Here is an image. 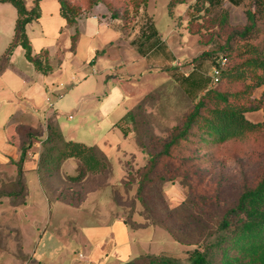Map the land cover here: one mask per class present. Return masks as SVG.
<instances>
[{"label":"rangeland","instance_id":"1","mask_svg":"<svg viewBox=\"0 0 264 264\" xmlns=\"http://www.w3.org/2000/svg\"><path fill=\"white\" fill-rule=\"evenodd\" d=\"M72 2L82 9L80 18L95 15L98 6L107 9L104 4H98L87 10L85 0ZM114 5L124 13L125 19L134 18L133 0H115ZM188 5L180 4L170 14L168 0H151L148 8L154 30L160 39L168 40L177 27L181 28ZM17 17V10L11 3H0V45L11 38ZM180 32L184 40L190 37L185 29ZM20 59L34 71L24 53ZM188 69L185 68L186 71ZM159 70L156 66L152 67L153 74L145 72L124 83L108 80L109 83L99 91L98 97L83 105L81 111H73L70 106L60 111L58 129L65 141L71 137L92 146L111 130L116 135L112 152L113 169L100 174L88 172L87 180L72 188V196L82 200V207L51 201L43 211L41 206L35 204L42 198L32 183L36 174L30 171L26 176L28 182L32 180L27 196L24 180L23 183L18 181L17 167L13 163L0 167L1 251L17 252L23 244V232L25 235H36L34 241H24L25 246L34 250L43 232L49 231L60 237L67 247L65 254L68 261L76 264H123L145 254H163L184 260L187 251L194 247L176 241L168 229L155 223L174 230L188 227L189 237H197L203 230V223H212L226 207L235 203L245 183L253 184L258 179L263 172L262 154L259 151L228 147L220 151L212 163L198 168L192 177L193 191L181 179H176L152 186L144 202L137 197L134 181L137 170L145 164L148 153L156 146V140L166 139L171 128L181 121L187 110L180 87L169 81L167 72ZM208 70L209 66L204 67L202 72L207 74ZM171 73L182 75L178 69ZM261 88L264 90V87ZM258 89L252 99L262 96L263 91L260 93ZM50 96L53 103L58 102L57 96ZM138 105L141 108H136ZM130 109L136 116V125L129 128L131 140L124 138L120 129L114 128V124L121 121ZM70 115L73 116L72 120H68ZM246 117L253 123L264 119L262 111L249 112ZM133 139L140 140L143 147L138 146ZM64 167L71 174H78L80 164L76 160H68ZM61 191L65 195L66 187L63 186ZM29 215H33L35 221L30 220ZM119 218L125 222L122 225L126 227V234L118 241L128 247L121 249L123 245L118 249L114 245L113 249L109 246L105 251V244L113 238L110 233L114 232ZM89 228L101 229L95 234V243H91L86 233ZM106 234L110 235L106 237ZM91 250L96 251L93 257H90ZM111 250L118 252L109 255ZM80 254L89 256L91 261L79 260Z\"/></svg>","mask_w":264,"mask_h":264},{"label":"trees","instance_id":"2","mask_svg":"<svg viewBox=\"0 0 264 264\" xmlns=\"http://www.w3.org/2000/svg\"><path fill=\"white\" fill-rule=\"evenodd\" d=\"M39 1L36 0L34 8L28 9L25 0H0V3H11L18 14L13 39L0 56V76L7 70L17 47L24 50L26 59L37 71L48 74L53 70L48 51L35 54L27 33L28 24L41 16ZM57 1L67 25L76 27L82 9L72 0ZM114 1L85 0V4L87 10L104 4L112 17L124 18V13L116 9ZM213 1L195 0L190 5L192 12L187 30L191 35L199 36L202 45H212L200 57L210 60L213 68L220 69L218 84L213 86L212 75L204 77L198 69L187 77L169 80L180 87L187 110L166 139L156 140L155 148L136 172L137 197L143 202L152 186L176 179H181L193 191L192 177L198 168L212 163L217 154L228 147L259 151L264 161V119L253 123L246 117L249 112L262 111L264 118V90L259 99H252L254 92L264 87V0H254L245 11L244 25H232L227 10L214 15ZM148 2L133 0V16H137ZM190 2L168 0L170 14L178 5ZM79 38L76 30L71 38L73 53ZM221 60H225L224 66L220 65ZM133 109L116 124L125 137L130 135L129 128L136 125ZM17 132L27 135V140L21 145L19 160L12 163L17 167L19 183L23 180L25 183L24 164L37 135L24 127H19ZM134 141L138 146L141 144L138 139ZM41 144L38 172L43 179L55 173L68 192L63 195L61 189L58 198L70 205L82 203L71 193L74 186L87 180L86 173L100 174L113 169L111 159L98 146L65 141L53 124H48L47 137L41 139ZM68 160L79 162L78 174H70L64 169ZM155 224L168 229L176 241L194 247L187 251L186 259L145 254L123 264H264V163L258 179L253 184L245 183L235 203L226 207L212 223H203V230L197 237H189L188 227L174 230L164 224Z\"/></svg>","mask_w":264,"mask_h":264},{"label":"crops","instance_id":"3","mask_svg":"<svg viewBox=\"0 0 264 264\" xmlns=\"http://www.w3.org/2000/svg\"><path fill=\"white\" fill-rule=\"evenodd\" d=\"M35 2L36 0H26L27 8H34ZM150 2L151 0L145 8L140 9L137 16L130 19L112 17L108 9L98 6L95 9L97 18L93 15L80 18L76 27H70L61 16L57 0H40L38 5L41 16L28 24L27 33L35 54L42 50L48 51L53 70L43 74L26 59L34 67V71L29 69L20 59L24 50L17 47L7 70L0 76V167L10 166L9 164L18 161L21 156V145L27 140V135L18 134L19 127H24L37 135L24 164V178L28 196L29 183L32 180L28 182L26 176L30 171L36 174L32 183L42 198L35 204L41 206L43 211L51 201L70 207L84 205V203L70 205L59 199L58 192L62 189L59 178L54 173L53 176H44L43 179L37 169L42 149L41 139L47 137L48 124L59 127L57 120L62 108L70 106L71 110L79 112L83 105L98 97L99 91L109 83L108 80L124 83L131 77L151 72L152 67L155 66L160 69V72H167L170 79L188 76L194 69H198L204 77L212 75L211 61L200 57L205 51H209L212 45H202L199 42V36L191 35L187 30L192 12L190 5L194 1L187 3L189 7L183 17L181 28L177 27L166 41L160 39L154 30L153 18L148 8ZM253 2L254 0H214L212 13L215 15L221 10H227L232 25H244L245 11L252 6ZM183 29L190 35L186 40L180 32ZM76 30L80 38L76 52L73 53L71 38ZM13 36L14 33L7 42L1 43L0 56L9 47ZM207 66L209 70L205 74L202 71ZM186 67H189L188 71L185 70ZM177 69L182 72L181 76L170 74ZM258 91L262 93L263 88H259ZM50 95L57 96L58 102L53 103ZM72 119L73 116H68V120ZM117 123L114 124V128L120 129L123 134V130L116 126ZM130 136L125 137L123 134L124 138L131 140ZM114 137L116 135L111 130L100 142L92 145L98 146L111 161L114 158L112 156ZM68 141L78 142L71 137ZM65 170L70 173L67 169ZM28 218L34 221L36 219L33 215H29ZM117 221L114 232L110 233L113 238L105 241V251L109 246L113 249L114 245L118 249L123 245L121 249L128 247L118 241L126 234V227L122 225L125 222L121 218ZM98 230L101 229L86 230L91 243L97 240H95V234ZM23 234V244L17 252L9 253L0 250V264H76L68 261L65 254L67 247L54 232H43L34 250L25 246L24 241L27 242V239L34 241L33 237L36 235L31 236L30 233L25 235L24 232ZM109 235L106 234V237ZM95 252L91 250L90 257H93ZM113 252L114 250H111L109 255ZM116 252L118 251L114 253ZM87 257L91 261V258Z\"/></svg>","mask_w":264,"mask_h":264},{"label":"built area","instance_id":"4","mask_svg":"<svg viewBox=\"0 0 264 264\" xmlns=\"http://www.w3.org/2000/svg\"><path fill=\"white\" fill-rule=\"evenodd\" d=\"M94 18H97L98 16L96 15H93ZM101 20H103L102 17H100ZM225 64V60H221L220 61V65L221 66H224ZM219 76H220V69L218 67H214L213 70H212V85H217L218 84V81H219ZM47 101L50 103V100L47 99ZM79 260L81 261H86V262H89V258L83 254H80L79 257H78Z\"/></svg>","mask_w":264,"mask_h":264}]
</instances>
